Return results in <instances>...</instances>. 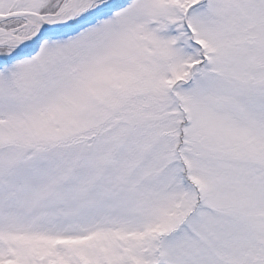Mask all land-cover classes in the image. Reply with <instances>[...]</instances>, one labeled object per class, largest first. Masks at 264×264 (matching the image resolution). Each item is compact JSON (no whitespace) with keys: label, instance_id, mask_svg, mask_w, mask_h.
Wrapping results in <instances>:
<instances>
[{"label":"snow or ice","instance_id":"1","mask_svg":"<svg viewBox=\"0 0 264 264\" xmlns=\"http://www.w3.org/2000/svg\"><path fill=\"white\" fill-rule=\"evenodd\" d=\"M0 264H264V0H0Z\"/></svg>","mask_w":264,"mask_h":264}]
</instances>
